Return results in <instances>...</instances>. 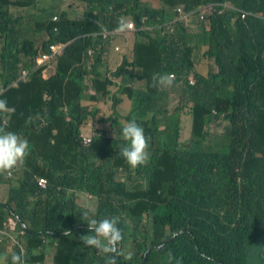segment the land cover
<instances>
[{
    "label": "trees",
    "instance_id": "16d2710c",
    "mask_svg": "<svg viewBox=\"0 0 264 264\" xmlns=\"http://www.w3.org/2000/svg\"><path fill=\"white\" fill-rule=\"evenodd\" d=\"M43 1L0 0V99L9 105L0 127L30 146L23 165L0 174V220L5 211L22 220L17 236L28 264H107L83 244L87 229L80 234L69 222L82 220L76 203L87 219L117 218L124 235L117 264H264V0H77L81 12L37 9ZM226 2L253 15L236 20ZM179 5H210L211 13L195 26L164 25ZM20 9L29 15L17 17ZM130 18L144 29L133 35L131 58L112 66L101 30ZM64 42L53 72L43 56ZM171 73L170 87L151 86L153 74ZM172 93L180 105L170 109ZM186 113L190 136L180 141L176 123ZM219 117L231 131L210 135ZM133 118L166 128L151 134L145 165H128V190L101 156L119 154L120 131ZM240 218L255 238L245 241L232 226ZM167 225L184 232L167 234Z\"/></svg>",
    "mask_w": 264,
    "mask_h": 264
},
{
    "label": "clouds",
    "instance_id": "9594fccd",
    "mask_svg": "<svg viewBox=\"0 0 264 264\" xmlns=\"http://www.w3.org/2000/svg\"><path fill=\"white\" fill-rule=\"evenodd\" d=\"M226 2L223 4L224 7H228L232 9V12L237 19L244 20L245 16H251L253 13L251 10L246 9L247 11L238 10L233 3L229 5ZM61 8L63 7L60 4ZM244 9V8H243ZM175 16L173 20H170L168 23L164 25L174 24V22H182L188 23L189 21L193 20V18H198L200 21H205L208 18V15L211 13L210 5H200L195 10L186 11L182 5L176 6L174 8ZM240 12V15L238 13ZM58 14L56 13L53 16V20L58 19ZM241 16V17H240ZM155 26H151L150 30H152ZM139 29H144L143 25H139L135 22L132 18L128 19L126 22L120 21L118 24V28L115 29H102L101 33L105 41V51H104V59L105 61H110V54L112 52L119 53L118 51L119 44L124 47V51L120 54L121 59L119 62H122L124 57L127 56L131 58L132 56V44L134 40V33L137 32ZM90 35L96 36V33H91ZM68 42L64 43H57L51 47L52 53L44 54L42 62H52L53 55H59L62 53L65 46ZM112 46V47H111ZM111 47V49H110ZM94 54L93 48H88L86 50L85 56L88 57V60H92V56ZM206 67L202 70V73H205ZM54 72V71H53ZM29 74L27 69L23 70L22 76L26 77ZM174 82V74H167L166 76H157L153 74L152 77V87H170ZM190 84L194 83V78L191 76L189 78ZM88 83V82H86ZM172 94L169 96V100ZM178 101H180V96L178 95ZM180 105V102H179ZM178 105V106H179ZM173 109L175 107H170ZM9 111V105L6 99H0V113H6ZM187 116L190 117L188 113L186 114H179V118L177 123H180V136H181V127H182V120L183 117ZM223 117H219L217 120L222 119ZM36 119H39V115L37 114ZM31 120V118H30ZM217 122V121H216ZM230 126L231 122L228 120ZM215 123V122H213ZM212 124V123H210ZM209 124V125H210ZM166 124L162 121H155V120H138L136 122L135 118L127 121L121 131V139L125 143L122 144L119 150V154H102L101 160L103 163L114 173L115 180L122 184L126 189L129 190V187L126 185L129 174H130V167L133 169L145 165L150 157L149 147L152 144L151 134L153 132H160L165 130ZM190 129H191V120H190ZM206 130L211 135L208 126ZM231 131V129H230ZM230 133V132H229ZM82 137V141L85 144L90 145L92 143V137L87 133H80ZM190 136V131H189ZM189 136L182 140L181 137L179 138L180 141H186ZM30 154V146L29 141L18 135L14 131L7 130V126L0 127V174H10L11 171L24 164L26 161V157ZM100 162H96V165ZM130 167H129V166ZM77 206L81 208V219L85 220L82 222H75V219H69V222H75L76 226L74 229L80 231V234L85 232L87 229V234L82 235L81 239L83 244L86 247H91L96 250L102 251L107 257V264H117L116 256L119 254L118 245L123 240L124 235L119 228L118 220L115 217L112 218H103V219H87L88 213L85 208H83L80 204L76 203ZM223 218L221 215L218 219ZM13 219V227H11V220ZM18 218L16 215L8 216L7 220L3 223L0 220V264H28V257L27 253L23 252L24 249L22 247V243L20 242V237L17 236L18 232L20 236L24 231L21 228L23 222ZM82 222V223H81ZM218 220L214 223L212 227V231H215L218 227ZM234 228L238 230V232L244 237V240H248L252 237L255 238V233L251 231L244 220L240 218L235 224L232 225ZM167 234L170 235H179L184 232L183 229L172 231L170 226H166ZM68 231L64 234L67 235ZM172 237V236H170ZM19 245L18 251L16 247ZM172 254L169 252V260L172 259ZM126 259H131V255L127 256ZM177 264H180L177 261Z\"/></svg>",
    "mask_w": 264,
    "mask_h": 264
},
{
    "label": "rangeland",
    "instance_id": "374dc122",
    "mask_svg": "<svg viewBox=\"0 0 264 264\" xmlns=\"http://www.w3.org/2000/svg\"><path fill=\"white\" fill-rule=\"evenodd\" d=\"M152 1L157 3L156 0H152ZM59 4L63 5L61 10H67V11L74 10V11L81 12L83 9V7L80 5V3L77 0H66V1L65 0H63V1L46 0L43 2H39L37 5V9L44 8V9H54L55 11H58L57 7ZM228 4L231 5L230 3H228ZM43 5H45V7H42ZM51 5H52V8H50ZM29 13L30 12L26 11L25 9H20L15 14H18L17 17L24 16L26 18L29 15ZM195 22H196V17L193 18V20L189 21L186 24H191L192 26H195ZM29 36H30V34L27 33L26 37L29 38ZM111 47H110V49H111ZM119 48L120 49L118 51L121 54L124 51V47L121 44H119ZM120 54L116 53V52H112L110 54V61L111 62H106V63H108L112 66H116L118 63H120L119 62L121 59ZM52 60L55 61L54 57L52 58ZM212 63H213V60H210L208 65L204 64L200 68L199 72H201L206 66L208 67V69H211L210 64H212ZM49 64H50V70L54 71L56 69L55 62H49ZM178 95L179 94H177V93H172L170 100H169V106L170 107H176L179 105ZM228 120H229L228 118L223 117L222 119L217 120V122L208 125V129H209L211 135H220V134L229 133L231 126H230ZM189 131H190V119H189V117L184 116L183 120H182L181 136H180L182 140H185L189 136ZM0 209H1V206H0ZM5 212H6L7 216L10 215L9 212H7V211H5ZM126 218L130 219V216L127 215ZM10 220H11V227H13V219H10ZM75 222H80V220L78 218H76ZM75 230H77V227ZM127 241L130 245V248H128L127 252L129 253V252L134 251V243H133L132 237L130 235L127 236Z\"/></svg>",
    "mask_w": 264,
    "mask_h": 264
},
{
    "label": "built area",
    "instance_id": "2783aa9c",
    "mask_svg": "<svg viewBox=\"0 0 264 264\" xmlns=\"http://www.w3.org/2000/svg\"><path fill=\"white\" fill-rule=\"evenodd\" d=\"M42 184H44L43 181H42Z\"/></svg>",
    "mask_w": 264,
    "mask_h": 264
}]
</instances>
